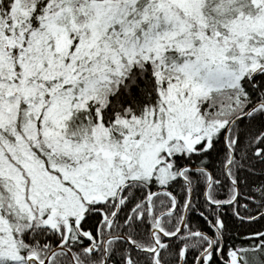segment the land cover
I'll return each instance as SVG.
<instances>
[{
	"label": "snow or ice",
	"instance_id": "6c2138e0",
	"mask_svg": "<svg viewBox=\"0 0 264 264\" xmlns=\"http://www.w3.org/2000/svg\"><path fill=\"white\" fill-rule=\"evenodd\" d=\"M0 264H264V0H0Z\"/></svg>",
	"mask_w": 264,
	"mask_h": 264
}]
</instances>
